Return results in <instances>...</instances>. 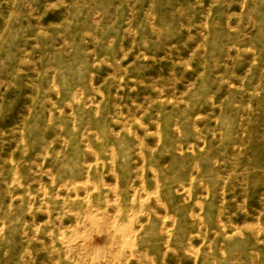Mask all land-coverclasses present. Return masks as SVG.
Wrapping results in <instances>:
<instances>
[{
  "label": "rangeland",
  "instance_id": "1",
  "mask_svg": "<svg viewBox=\"0 0 264 264\" xmlns=\"http://www.w3.org/2000/svg\"><path fill=\"white\" fill-rule=\"evenodd\" d=\"M0 264H264V0H0Z\"/></svg>",
  "mask_w": 264,
  "mask_h": 264
},
{
  "label": "bare ground",
  "instance_id": "2",
  "mask_svg": "<svg viewBox=\"0 0 264 264\" xmlns=\"http://www.w3.org/2000/svg\"><path fill=\"white\" fill-rule=\"evenodd\" d=\"M118 230H121V228H118Z\"/></svg>",
  "mask_w": 264,
  "mask_h": 264
}]
</instances>
